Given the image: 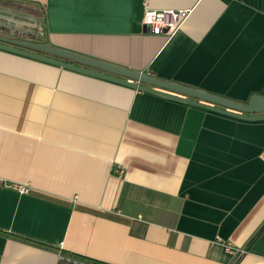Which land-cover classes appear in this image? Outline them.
I'll use <instances>...</instances> for the list:
<instances>
[{
  "label": "crops",
  "instance_id": "1",
  "mask_svg": "<svg viewBox=\"0 0 264 264\" xmlns=\"http://www.w3.org/2000/svg\"><path fill=\"white\" fill-rule=\"evenodd\" d=\"M10 1L54 47L264 95V0ZM146 7L188 15L153 34ZM0 264H264V119L0 48Z\"/></svg>",
  "mask_w": 264,
  "mask_h": 264
},
{
  "label": "water",
  "instance_id": "2",
  "mask_svg": "<svg viewBox=\"0 0 264 264\" xmlns=\"http://www.w3.org/2000/svg\"><path fill=\"white\" fill-rule=\"evenodd\" d=\"M40 21L41 18L34 14L0 4V48L237 118L264 119V95L262 94H252L247 101L241 102L54 47L36 38Z\"/></svg>",
  "mask_w": 264,
  "mask_h": 264
},
{
  "label": "built area",
  "instance_id": "3",
  "mask_svg": "<svg viewBox=\"0 0 264 264\" xmlns=\"http://www.w3.org/2000/svg\"><path fill=\"white\" fill-rule=\"evenodd\" d=\"M188 12L183 9H154L146 7L143 11L142 22L153 34L170 35L184 22ZM20 193H28L30 187L26 184H16Z\"/></svg>",
  "mask_w": 264,
  "mask_h": 264
},
{
  "label": "trees",
  "instance_id": "4",
  "mask_svg": "<svg viewBox=\"0 0 264 264\" xmlns=\"http://www.w3.org/2000/svg\"><path fill=\"white\" fill-rule=\"evenodd\" d=\"M0 4L4 5V6H7V7H11V8L17 9V10H20V11H24V12H27V13L34 14V15H36L38 17L42 16L41 10H38V9H35V8H31V7H27L25 5L19 4L18 2H13V1H10V0H0ZM39 29L43 30V24H41ZM37 36L39 37L38 33H37ZM37 36H36V38H37Z\"/></svg>",
  "mask_w": 264,
  "mask_h": 264
}]
</instances>
